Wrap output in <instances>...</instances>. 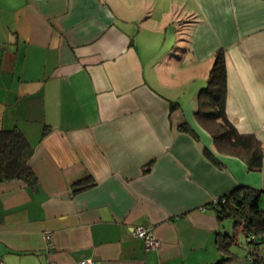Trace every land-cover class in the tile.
Listing matches in <instances>:
<instances>
[{
  "label": "crops",
  "instance_id": "obj_1",
  "mask_svg": "<svg viewBox=\"0 0 264 264\" xmlns=\"http://www.w3.org/2000/svg\"><path fill=\"white\" fill-rule=\"evenodd\" d=\"M220 49L226 116L264 152V0H0V130L23 134L36 178L0 182L4 263L215 264L216 233L244 259L210 203L264 191V159L218 153L194 115Z\"/></svg>",
  "mask_w": 264,
  "mask_h": 264
},
{
  "label": "trees",
  "instance_id": "obj_2",
  "mask_svg": "<svg viewBox=\"0 0 264 264\" xmlns=\"http://www.w3.org/2000/svg\"><path fill=\"white\" fill-rule=\"evenodd\" d=\"M226 69L224 53L220 49L213 57L207 73V82L198 94L197 108L194 113L197 122L211 136L216 151L242 160L249 171H258L264 159L260 141L251 134L238 132L225 113ZM177 104L172 103L171 110ZM184 132L195 134L186 123L179 125ZM204 149L208 158L217 164L210 151ZM32 149L23 134L16 128L0 130V182L22 180L28 185L36 182L29 161ZM82 180L76 182L77 190L90 185ZM87 181V179H84ZM218 218L231 219L233 229L244 234L246 254L244 264H264L260 246L264 244V191L250 186H238L211 202ZM215 244L222 255L215 264L233 261L237 255L231 250L236 244L234 234L216 233Z\"/></svg>",
  "mask_w": 264,
  "mask_h": 264
},
{
  "label": "built area",
  "instance_id": "obj_3",
  "mask_svg": "<svg viewBox=\"0 0 264 264\" xmlns=\"http://www.w3.org/2000/svg\"><path fill=\"white\" fill-rule=\"evenodd\" d=\"M132 235L138 238L143 239L145 247L147 249L149 248H156L159 246V242L151 235L149 228H143V227H136L132 231ZM46 240L48 243H50V236L49 234L45 235ZM50 245V244H48ZM0 264H5L3 259L0 257ZM79 264H93V260L85 259L81 260Z\"/></svg>",
  "mask_w": 264,
  "mask_h": 264
},
{
  "label": "rangeland",
  "instance_id": "obj_4",
  "mask_svg": "<svg viewBox=\"0 0 264 264\" xmlns=\"http://www.w3.org/2000/svg\"><path fill=\"white\" fill-rule=\"evenodd\" d=\"M206 82H207V78H206L205 84H206ZM224 220H228V219H224ZM235 232L243 235L242 231L239 230V229L236 230ZM236 237H237V242H238L239 239H240L239 238L240 236L237 234ZM241 243H243L242 240H241ZM234 248H235V251L239 254V258L237 259V261H240V262L244 261V259L240 258L242 256V254H243V250H242L243 249V245H240L239 243H237V245H235ZM234 261H235V259H234ZM215 263H217V262H215ZM242 264H244V262H242Z\"/></svg>",
  "mask_w": 264,
  "mask_h": 264
}]
</instances>
